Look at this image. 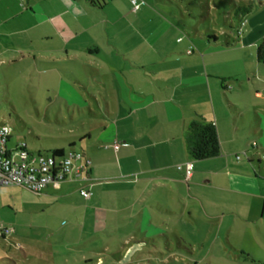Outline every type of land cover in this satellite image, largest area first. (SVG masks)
<instances>
[{
    "label": "crops",
    "instance_id": "crops-1",
    "mask_svg": "<svg viewBox=\"0 0 264 264\" xmlns=\"http://www.w3.org/2000/svg\"><path fill=\"white\" fill-rule=\"evenodd\" d=\"M99 1L0 0V67L30 74L32 84L36 76L40 89L45 86L55 99L65 86L71 95L67 104H83L99 118L93 125L97 133L83 132L79 147H73L91 161L83 171L86 178L49 185L38 194L51 201L65 226L33 244L19 242L26 256L31 251L49 261L52 255L77 251L78 261L92 260L111 252L107 242L115 238L126 258L111 252L119 255L114 263L127 264L146 240L155 243L170 233L181 239V231H197L203 218L209 224H222L226 213L250 219L257 206L253 197H264L247 190L263 182L254 171L252 177L246 171L248 178L237 174L250 167L241 162L247 150L239 153L248 138L238 134L234 123L217 118L221 103L216 94L230 75L221 69L233 62L234 50L257 47L264 39L255 16L246 19L247 32L242 35V28L238 40L226 45L202 37L197 42L190 35V41L179 39L180 28L147 0L136 9L130 0ZM197 115L216 119L221 150L216 157L194 161L185 179L176 165L189 160L184 137ZM234 181L245 189L236 201L230 192ZM81 188L91 195L83 197Z\"/></svg>",
    "mask_w": 264,
    "mask_h": 264
},
{
    "label": "rangeland",
    "instance_id": "rangeland-1",
    "mask_svg": "<svg viewBox=\"0 0 264 264\" xmlns=\"http://www.w3.org/2000/svg\"><path fill=\"white\" fill-rule=\"evenodd\" d=\"M147 1L146 4L162 10L174 21L181 30L180 39L190 41V35L192 40L199 42L201 37L206 39L207 34H215L218 41L224 43L227 37L231 40L236 36V28L240 24L234 14L236 4L250 0ZM263 9L264 5L254 4L246 19L255 16L254 24L264 29ZM247 30L245 26L242 35ZM232 57L233 62L221 69L230 75L226 76L224 87L220 85V91L216 94L221 103L220 110L217 108L221 112L217 118L226 123H234L238 134L248 138L247 145L239 153L247 150L241 162L248 163L250 167L244 166L241 169L243 173L237 174L248 178L245 176L246 171L249 177H252L254 171L263 182L256 183L258 186H248L247 190H252V194L264 195V62L257 60L256 47L252 45L234 50ZM14 69L12 66L0 67V122L12 127L8 147L24 142L32 152L47 154L56 147L68 148L72 140L74 146L79 147L78 137L85 131L89 130L93 135L97 133L98 128L93 125H96L99 118L89 113L83 104H67L65 100H70L71 95L65 86L61 88L60 98L55 99L51 92L46 91L45 86L40 89L36 76L32 84L28 79L30 74L18 73ZM77 88L83 92L81 87ZM91 90L90 87L88 92ZM85 97L89 98V95ZM76 99L73 97V100ZM212 119L216 122V119ZM192 163L195 162L192 160ZM243 188L236 181L232 183L230 192L235 201L240 192H244ZM253 199L257 206L250 219L226 213V227L224 221L222 224H209L208 219L203 218L198 220L199 224L195 227L197 231L190 230L185 234L181 231V239L170 233L156 237L155 243L146 240L147 246L129 257L127 264H264V197L259 195ZM219 208L224 211L226 207L220 205ZM188 218L194 223L192 217ZM3 226L12 231L2 235ZM64 226V219L56 214L50 200L21 185L7 184L0 187V257L10 252L14 254L16 264H86L85 260L78 261L77 251L74 255H52L48 257L49 262L44 255L31 256V251L28 256L24 255L23 250L27 249L18 244H33L37 240L49 238ZM172 227L176 228L174 225ZM109 241L107 243L111 246V252H119L121 259H125L126 256H122L124 250L119 251L118 247L121 241L115 238ZM111 252H101L92 261L101 258L103 264H115V258L119 255H112ZM65 258L68 263L64 262ZM0 264L9 263L0 260Z\"/></svg>",
    "mask_w": 264,
    "mask_h": 264
},
{
    "label": "built area",
    "instance_id": "built-area-1",
    "mask_svg": "<svg viewBox=\"0 0 264 264\" xmlns=\"http://www.w3.org/2000/svg\"><path fill=\"white\" fill-rule=\"evenodd\" d=\"M21 2L23 4V0ZM130 2L133 9L140 4V0ZM11 133L12 127L3 122L0 125V187L7 184L21 185L33 193L40 194L49 185L58 187L66 180L86 178L83 171L89 167L91 161L84 157L81 150L69 149L60 155L53 152L34 153L24 142H17L8 147ZM118 146V142L113 145L114 149ZM176 168L182 169L185 179H188L193 170V163L187 160L177 164ZM79 192L86 198L91 195V191L86 188H81ZM11 231L12 229L6 226L1 228L3 235Z\"/></svg>",
    "mask_w": 264,
    "mask_h": 264
},
{
    "label": "trees",
    "instance_id": "trees-1",
    "mask_svg": "<svg viewBox=\"0 0 264 264\" xmlns=\"http://www.w3.org/2000/svg\"><path fill=\"white\" fill-rule=\"evenodd\" d=\"M89 1L92 4L100 5L99 0ZM256 3L262 6L264 5V0H250L244 4H236L234 14L240 20V24L239 27L236 28V36L232 37L231 40H229L227 37V40H225L224 44L232 45L235 41L238 40L242 33V27L246 22V16L252 11L253 6ZM206 40L212 43L218 42V38L215 34H207ZM256 57L259 62H264V39H262L256 47ZM184 142L186 153L189 160L191 161H201L216 157L220 154L221 148L216 125L212 120H207L201 115H197L187 125ZM73 147L74 144L69 143L68 148L56 147L52 150V152L54 154L61 155L69 149H74ZM0 260H6L9 264H16V260L9 255L1 256ZM86 262V264H89L90 262H92V260H86Z\"/></svg>",
    "mask_w": 264,
    "mask_h": 264
},
{
    "label": "water",
    "instance_id": "water-1",
    "mask_svg": "<svg viewBox=\"0 0 264 264\" xmlns=\"http://www.w3.org/2000/svg\"><path fill=\"white\" fill-rule=\"evenodd\" d=\"M3 122H0V125H2Z\"/></svg>",
    "mask_w": 264,
    "mask_h": 264
}]
</instances>
